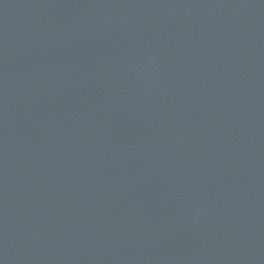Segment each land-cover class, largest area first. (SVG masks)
<instances>
[{
    "label": "water",
    "instance_id": "water-1",
    "mask_svg": "<svg viewBox=\"0 0 264 264\" xmlns=\"http://www.w3.org/2000/svg\"><path fill=\"white\" fill-rule=\"evenodd\" d=\"M0 264H264V0H0Z\"/></svg>",
    "mask_w": 264,
    "mask_h": 264
}]
</instances>
